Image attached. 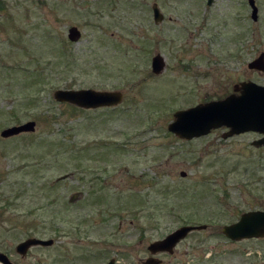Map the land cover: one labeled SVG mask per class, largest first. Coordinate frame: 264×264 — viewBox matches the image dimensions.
Here are the masks:
<instances>
[{"label":"rangeland","instance_id":"rangeland-1","mask_svg":"<svg viewBox=\"0 0 264 264\" xmlns=\"http://www.w3.org/2000/svg\"><path fill=\"white\" fill-rule=\"evenodd\" d=\"M153 3L172 20L155 24ZM206 3L0 0V253L34 236L56 241L46 262L144 264L161 254L151 244L190 225L204 228L158 260L264 264V239L222 233L264 209L263 136L222 128L187 141L168 128L177 111L264 86L248 68L264 54V0L257 22L248 0ZM82 89L123 100L87 110L53 98ZM29 121L34 133L1 137Z\"/></svg>","mask_w":264,"mask_h":264},{"label":"water","instance_id":"water-1","mask_svg":"<svg viewBox=\"0 0 264 264\" xmlns=\"http://www.w3.org/2000/svg\"><path fill=\"white\" fill-rule=\"evenodd\" d=\"M209 3L211 4V0ZM250 6L252 8V19L258 21L259 10L254 0H250ZM160 20L161 18L158 19L156 12V21L159 22ZM68 38L71 42L78 43L82 38V34L77 27H72L69 29ZM164 68L165 62L162 56L154 57L152 61L153 73L159 75ZM249 69L264 72V54L251 62ZM234 91V94L223 100L199 104L193 108L176 112L174 115L175 120L168 127L169 131L186 140L207 136L213 130L221 128L229 129L224 134V139L253 132L263 135V138L255 141L253 145L255 147L264 146V86L250 81L235 86ZM53 98L59 103L94 110L102 107L118 106L123 100V94L121 92L96 91L93 89L57 90ZM35 131L36 123L29 121L3 130L1 137L10 139ZM202 228L204 227H182L165 239L151 244L149 251L153 255L165 252L172 254L177 244L184 240L190 232ZM222 233L231 241L264 239V209L243 214L238 222L224 227ZM53 243V240L30 239L20 245V248L36 244L49 246ZM161 262L151 258L147 261V264H160Z\"/></svg>","mask_w":264,"mask_h":264},{"label":"flooded vegetation","instance_id":"flooded-vegetation-1","mask_svg":"<svg viewBox=\"0 0 264 264\" xmlns=\"http://www.w3.org/2000/svg\"><path fill=\"white\" fill-rule=\"evenodd\" d=\"M209 1L210 0H207V3H206L207 8L208 7L211 8L213 6L215 0H211V4L209 3ZM254 1L256 4V0H254ZM248 5L250 8V0H248ZM151 11H152V17H153L155 24H160V23L162 24V23L168 22L169 20H172V18L168 14H166L164 11H162V9L158 3L152 4ZM155 11L157 12L158 19L161 18V20L159 22L156 21V12ZM249 17H250V15H249ZM258 20H259V18H258ZM254 22H257V21H254ZM158 55H156V56H158ZM248 68H249V65H248ZM30 239L45 240V239H41V238L34 237V236L28 237L27 239H25L24 241H21L16 246L14 253H10L9 255H7L5 253H0V255H1L0 256V264H94L93 262H58L59 261L58 255L56 257L57 260H55V262H46V258H45V256H42V252L53 248L56 244V241L53 240L54 243L49 245V246L36 244V245H31L30 247L20 248V245L24 244L25 242H27ZM50 240H52V239H50ZM166 254H168V253H163V254L161 253V254L156 255V257L155 256L154 257L157 258L158 256H163ZM151 257L148 258L147 261L149 259H151ZM157 260H158V258H157ZM161 261L162 262L160 264H164L163 260H161ZM109 264H116V261L114 260V262H109ZM144 264H147V262H144Z\"/></svg>","mask_w":264,"mask_h":264}]
</instances>
